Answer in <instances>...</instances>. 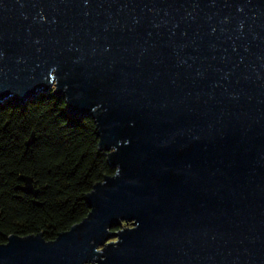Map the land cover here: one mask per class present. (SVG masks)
<instances>
[{"label":"water","instance_id":"1","mask_svg":"<svg viewBox=\"0 0 264 264\" xmlns=\"http://www.w3.org/2000/svg\"><path fill=\"white\" fill-rule=\"evenodd\" d=\"M50 91L114 174L0 264H264V0H0V105Z\"/></svg>","mask_w":264,"mask_h":264},{"label":"trees","instance_id":"2","mask_svg":"<svg viewBox=\"0 0 264 264\" xmlns=\"http://www.w3.org/2000/svg\"><path fill=\"white\" fill-rule=\"evenodd\" d=\"M98 141L94 121L69 116L53 91L24 106L0 105V243L38 233L50 241L87 216L85 196L114 174ZM22 176L37 196L19 189Z\"/></svg>","mask_w":264,"mask_h":264}]
</instances>
